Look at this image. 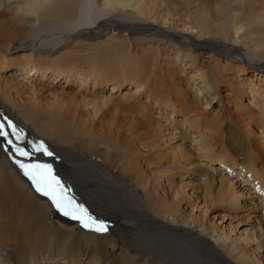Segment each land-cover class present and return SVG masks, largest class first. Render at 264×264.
I'll use <instances>...</instances> for the list:
<instances>
[{
    "label": "bare ground",
    "instance_id": "obj_1",
    "mask_svg": "<svg viewBox=\"0 0 264 264\" xmlns=\"http://www.w3.org/2000/svg\"><path fill=\"white\" fill-rule=\"evenodd\" d=\"M157 1L0 0V8L5 9L2 16H7L0 22V39L7 44L2 47L0 42L2 68L11 61L7 54L12 45L26 35L27 40L36 44L22 49L24 54L15 58L22 68L30 69L23 71V85L30 83L33 88L35 83L30 80L34 76L49 82L61 76L68 82L77 78L83 80L84 86L91 82L93 88L78 106L68 107L72 113L64 110L66 106L57 110L54 107L47 112L49 115L36 108L22 112L16 108L3 110L1 106L6 104L2 100L0 119L8 118V113L15 111L24 120L20 121L24 125L29 115V120L34 123H26L34 130L15 123L24 129L26 138L40 141L43 137L50 151L67 157L66 161L61 157L57 160L59 155L54 154L55 157L47 159L48 162L42 160L40 163L52 165L53 173L68 194L79 190L82 197L92 198L93 203L84 202V208L93 217L106 222L108 228L104 233L85 230L77 221L54 208L52 215L45 200L40 198L47 218L36 211L42 220L33 219L32 229H27L29 224L24 226L23 236L32 243L36 238V242L40 241L39 237L45 238L48 228L64 231L66 235L70 232L74 238L70 242L73 248H67L65 252L51 249L53 243L58 246L62 241L52 231L44 240L51 249L49 253L40 246L21 249V234L6 225L20 224L28 214L26 205L35 209L41 205L36 203L32 193L35 188L28 178L23 177L22 170L11 169L13 166L7 161L0 139V264H39L40 261L41 264H96L101 259L103 264H260L256 258L252 260L246 245L241 247L230 241L231 235L218 231L213 225L205 227L201 216H186L182 203L187 200L190 205L194 204L193 196L196 195V199L203 200L206 210L211 206L226 211L242 207L246 188L230 178V172L242 177V182L252 184L264 197V137L261 133L264 127V64L255 58L264 50V29L263 32L252 29H256L254 25L264 24V3L256 7L252 0H242L240 8L232 9L231 3L239 0H194L202 4L198 11H193L202 21L194 18L192 11L188 13V19L193 17L195 23L193 20V25L183 21L182 26L187 35H195L182 42L171 37L175 41L173 46L177 56L164 59L169 66L166 68L158 62L162 56L159 50L164 43L161 40L143 43L144 38H134L138 41L131 49L132 38L128 37L129 40L125 35H106L107 38L100 39L78 32L71 37V42H66L73 31L95 26L100 19L107 17V13L114 15V12L123 15L120 17H123L124 24L131 27L125 26L123 31L136 28L148 31V21L157 20L155 15L152 16ZM6 2L9 4L4 5ZM71 10L70 18L63 22L66 18L63 15H68ZM45 16L60 19L52 24L39 22ZM159 18L164 23L170 21L163 13ZM205 39L217 42L202 43ZM224 40L231 44H220ZM20 43V47L27 45L26 42ZM40 46H44L41 55L35 49ZM242 46L251 52L243 54L239 49ZM65 56L70 59H63ZM66 60L80 64L84 69H71ZM227 71L250 74L249 79L239 83V93L229 98L228 103L222 98L220 88V81L225 76L223 72ZM127 82L134 87H122ZM110 83L109 95L108 91L102 94L100 91ZM99 86L102 89L95 91ZM141 89L146 92V100L137 94L132 95ZM190 89L195 92L192 98L188 94ZM120 91L121 96L118 95ZM243 93L250 96L244 99ZM208 94L213 97L208 99ZM215 99L218 107H210ZM111 102H115V109L109 107ZM151 102L166 108L165 115L171 126L166 127L171 130L167 137L169 143L165 139L167 135L162 133L166 125L161 119L155 127L149 122ZM253 105L260 107L253 108ZM79 106L81 110L77 108ZM126 110L133 115L129 123L133 132L131 140L125 143L120 142L121 131L116 129L124 125V118L120 119L118 114ZM77 112L81 115H76ZM69 115H74L70 120L71 127L64 128L61 119ZM178 115L183 117L179 119ZM63 129L71 137V148L67 147V142H50L62 135ZM177 132L189 137L202 159H194L192 150L174 141ZM120 143L122 146L118 148ZM55 162L60 165L54 166ZM177 175L184 177L177 180ZM163 179L178 196L176 200L166 198V187L162 189L161 186ZM180 188L183 193L187 192L186 188H192L193 193L179 197ZM253 203L256 210L260 204L256 200ZM262 238V234L254 237L253 233L250 242L256 241L262 248ZM218 247L227 250L231 258H226ZM117 250L119 255H116Z\"/></svg>",
    "mask_w": 264,
    "mask_h": 264
},
{
    "label": "rangeland",
    "instance_id": "obj_2",
    "mask_svg": "<svg viewBox=\"0 0 264 264\" xmlns=\"http://www.w3.org/2000/svg\"><path fill=\"white\" fill-rule=\"evenodd\" d=\"M193 1L194 0H159V2L157 1L158 7L156 4L155 5L156 10H154V9L152 10V16L154 17V15H155L154 18H157V20L153 21L151 19L148 21L149 22L148 23L149 28H150V29H148V31H147V29L140 30L138 28H136L135 30L130 29L129 30L130 32L129 31L128 32L123 31L124 27L126 26L124 24L123 17H120L123 15L119 14V12L118 13L114 12V15L112 13H110V14L107 13V17L105 16V17H103L104 19H100L95 24V26L89 25L87 28H82L80 31H78V30L77 31L75 30L76 32L73 31V33L70 34L71 36L68 35L69 39H67L66 42H71L72 41L71 37L78 32H83L86 34L99 36L100 39L107 38L106 35H108V36L109 35L110 36L111 35H119V36H123V37L125 35L126 38H128V37L132 38L131 40L128 38L131 41V43H130L131 49L134 48L135 41H138V40H134V38H137V39L144 38V40L141 41L143 43H148V42L155 43L157 40H161V41H164L165 44L164 43L161 44V47H160L161 49L159 50V53L162 52L161 53L162 56L159 58L158 62H160V65L164 64L162 67L166 68V67H169L168 65H166L167 64L166 60L168 59V57L175 59L177 56L175 54L176 53L175 46H173V42H175V41H173L171 39V37L175 36V38H178V40L180 42H182V41H184V39H186L188 37L193 38L195 35V33L190 34V36H189V34L188 35L186 34L187 32L184 31L183 26H182L183 21L187 22L188 24L192 23L191 25H193L195 23L193 20V17L194 18L197 17L200 22L202 21V18L193 12V11H195V12L198 11L199 7L202 4H198V3H195ZM199 1H197V2H199ZM252 1L255 3V4L254 3L253 4L256 7H259L264 3V0H252ZM7 4H9V3L6 2L4 5H7ZM242 4H243L242 0H239L237 2H232L231 6H232V9H236V8H240V5H242ZM4 10H5L4 7L0 8V22L5 21L7 19L6 15L2 16ZM191 11L193 12V17H192V19H188V17H187L188 13H190ZM162 13L164 16L166 15L167 17H169V19H170L169 22L164 23L162 20H160L159 16H161ZM71 14H72V10L70 12H68V15L64 14L63 17L66 16V18H64L63 22H66L67 18L69 19ZM51 19H53V20L51 21ZM59 19H57V16H51V17L45 16V17L40 18L39 22L40 21H46L47 23L52 24V23H55ZM116 19L118 21H116ZM192 20L194 23L192 22ZM131 24H132V26H135V24H133V23H131ZM144 24H147V23H144ZM254 26H256V29L252 28L253 30H256L257 32L258 31L263 32L262 29H264V24H257ZM126 27L131 28L128 26H126ZM156 30H158V31H156ZM126 33H127V36H126ZM145 34H147V35H145ZM156 35H157V37H156ZM171 35H173V36H171ZM65 37H67V36H65ZM151 37H152V39H151ZM263 37H264V32H263ZM204 41L205 42L211 41V43L217 42V41L212 40V39H205L202 41V43H204ZM0 42H1L2 47H4V45H7L2 39H0ZM20 42H22V43L26 42L27 45L20 47L21 46ZM262 42H264V41H262ZM250 43L252 44V42H250ZM33 44H36V43H34L32 40H27L26 35H22L21 39L19 41H17L16 44L12 45L11 49L8 51V54H7L8 58H11L10 59L11 61H9V63H11V62H13V63H11V64L8 63L3 68L0 66V101L4 100V103L6 104V106H1V109L6 110L5 108H11V110H13V108H16V109H18V111L22 112L24 110H31V109L36 108V109L44 111L45 115H49V114H47V112L49 113L51 110H53L55 108H56V110L59 108L63 109L66 106L64 108V110L68 111V107L76 106L77 104H79V102L83 99L84 95L89 94L88 90H90V89L93 90L91 82H89L88 85L84 86L83 80H80L78 78L76 80L72 79L71 81L68 82L64 77L60 76L58 79L53 80L52 82H49L47 80L41 79L40 76H38V77L34 76L30 80V82L35 83L33 88L30 86L31 85L30 83H28V85H26V86L22 84L23 83V81H22L23 77H25L24 72L29 71L30 69L26 70V69L22 68L21 63H16L17 60L15 58L17 56H19L20 54H24L25 51H23L22 49H26L29 46L32 47ZM220 44L228 46L231 43L229 42V40H224ZM178 45H180V43ZM159 46H160V43H159ZM43 47L44 46H40L39 48H35L36 52L39 55L42 54L40 52V50L41 49L44 50ZM155 47H158V45H156ZM217 49H219V48H217ZM239 49L242 50L243 54H245L246 52H248V53L251 52V51H249L251 49L246 50L243 46L240 47ZM259 53H261V55H255V58L258 62H260L261 64H264V50L263 51L261 50ZM162 57H163V59H162ZM13 59H15L16 61ZM17 59H19V57ZM63 59H70V58L68 56H65ZM164 59H166V60H164ZM66 61H67L66 63L70 62L68 65L71 69H75V70L76 69L79 70V68L84 69V66H81L80 64H77L75 62L73 63L72 60H66ZM14 62H15V64H14ZM71 64H72V66H71ZM175 66L178 68V64ZM179 69L180 68H178V70ZM236 69L238 71H240L239 68H236ZM238 71L237 72L227 71L226 73L223 72L225 74V76L220 81V88H221L222 98L226 99V103L229 102V98H232L234 95L239 93L240 90L238 88L241 87V85L239 83L245 82L250 77V74H247V73H245V74L242 73L241 75H239ZM188 73H190V72H188ZM174 79H175V77H174ZM110 85H111V83L108 84L106 86L107 88H104V89H102V87L99 86L95 89V91L102 89L100 91L102 94H106V92L108 91V95H109V93L112 89L111 88L109 90L108 87ZM129 85H130V83L127 82L122 87L128 88V89L134 87V85H132V86L131 85L129 86ZM129 92L131 93V91H129ZM188 92H189L188 93L189 96L192 98V96L194 95L195 92H193L191 89L188 90ZM136 94H137V96H142V99L146 100V98H145L146 92H144L143 89H141L138 92H135V94L132 93V95H136ZM118 95L119 96L122 95L121 91L118 93ZM243 96H244V99H247L250 96V94L248 95L247 93H243ZM212 97L213 96H210V94H208V99H211ZM109 105H110L109 107L111 109H115V102L114 103L111 102ZM151 105H152V107L149 110L150 111L149 122H152V125L155 127V125H157L156 122L160 121L159 119H161L162 122L161 121L160 122L164 126L166 125L165 127H163V132H162L165 135H167L165 137V139H166L167 137H169V133L171 132L170 129L166 130V127L169 125V122L167 121L165 111H164L166 108H164L163 106H158L153 102H151ZM49 106H51V107H49ZM210 107H218V100L215 99L214 102L211 103ZM252 107L253 108L254 107L259 108L260 106L253 105ZM77 108H80V110H81L80 106ZM262 111L264 113V104L262 106ZM68 112H70V111H68ZM70 113H72V112H70ZM76 115H81V112H77ZM7 116L14 123H20L21 127H23L24 129L34 130L32 128V126L28 124V123H34L32 120H29V115L27 116V119L25 120L24 125L21 124V122H20V121H24V120L20 116H18V114L15 111H13L11 113L9 112ZM31 116H33V115H31ZM73 116L69 115L65 119H63V118L61 119V123L65 124L64 128L71 127L70 120L72 119ZM118 116L120 117V119L124 118V125H120L119 127H117L118 129H116V130L121 131V132H119L120 133V137H119L120 142H121V140H123L126 143L127 141L131 140L130 135L133 131H132V127H129V123H131V119H132L133 115L130 114L126 110L125 112L118 114ZM182 117H183L182 115H178L179 119ZM38 121L39 120L37 119V122ZM26 122H28V123H26ZM37 122H36V124H37ZM136 124L134 125L135 127H136ZM148 126H149V124H148ZM168 127H171V126L169 125ZM146 128H147V126L145 127V129ZM148 128H150V126ZM261 133H262V136L264 137V127L262 128ZM175 136L177 139L175 138ZM0 139L2 141V145H4L3 139L2 138H0ZM40 139L44 140L43 137L42 138L40 137ZM53 139L54 140L50 141V142H57L60 144H65L64 142H67L68 143V144H66L67 147L71 148V137L69 136L68 132L64 131V129L62 130V135H57ZM174 139H175L174 141H176L177 143L178 142L180 144L183 143V145L186 147V149H190V151L192 150L191 154L192 155L194 154V159H202L203 158V157H200V155H199L200 153L197 150H195V148H193V142L191 140H189V137L187 138L184 134H180V132H177V134L174 135ZM27 140H29V139H27ZM166 140H168V138ZM169 141L170 140H168L167 143H169ZM174 141H173V143H174ZM23 145L26 146L25 148L27 150L31 151V148L27 147L28 145L26 142ZM121 146H122V144L120 143L118 148ZM127 149L128 148L126 146V150ZM3 151L8 156L7 161H9L11 166H13L11 169L12 170L15 169L16 172H18V171L21 172L18 165L14 163L13 156L10 155L9 152L5 151L4 146H3ZM52 152L56 155H59L58 158H56L57 160H60V157L64 161L67 160V157L65 155L62 156V155H60V153H55L54 151H52ZM41 154H43V153H35L32 157L21 158V159H23L25 163L40 162L42 160L43 161L46 160L48 162L47 159L51 160L52 158L55 157V155H53V156L43 155L42 156ZM53 164H54V166L60 165V164H58V162H55ZM225 172L226 171H224L223 173H225ZM228 174L231 175L230 178H232L234 181L236 180V182L240 183V185H242V187L246 188L245 190H246L247 194L244 195L242 197V200H241L242 203H244L243 206L241 205L242 207L237 208L234 211H231V210L226 211L223 209H219L217 207L215 208V206H213V207L211 206V208L209 207V210H206V205L203 203V200L201 198L196 199L197 196L194 195L193 201H195V203H197V204L194 203V204L190 205L189 203H187V200H185L186 203L185 202L182 203V211L184 212V214L186 216H189L192 214L198 215L197 218L199 216H201L200 220L202 221V223L204 222L205 227H207L208 225L209 226L213 225V227L215 226L218 231H223L226 234L231 235V238L229 239L230 241H234V243H236L238 246H241V247L243 245H246L247 246V252L251 256L252 260H254L256 258L255 260L259 261L260 264H264V247L259 248L258 245L256 244V241L252 242V243L250 242L251 241L250 236H253V233H254V237H256V235L258 236L259 233L262 234V236H263L262 240L264 239V219H263V217H264V197H261V193L259 191L255 190V188H253L252 184L242 182V179H243L242 177H237L231 172ZM22 175H23V171H22ZM23 177L27 178L24 175H23ZM181 177H184V175H181V176L177 175L176 179L179 180V178H181ZM198 180H200V178ZM28 182H30V181H28ZM162 182H163L161 185L162 189H164L166 187V189H165V192H167L165 195L166 198H168L169 200H174V199L176 200L178 198V196H175L173 191L170 190V188L168 187V185H169L168 182L166 180L164 181V179L162 180ZM186 182H187V180H186ZM183 183H185V181H183ZM179 185L177 187H180ZM29 186L32 189L31 185H29ZM161 191L163 193L164 190H161ZM179 191L181 192L179 197L187 196L188 194L193 193L192 188H188V189L186 188L187 192H185V193H183V190L181 188L179 189ZM79 192H81V191L78 190V192L71 194V195L67 193V195L72 196V198H74V200L77 203L82 204V205L84 204V202L93 203L92 198L82 197ZM32 193L36 197V203L37 202L40 203L41 207L38 209H35L30 204L28 206L26 205L28 214H26L21 219V223L20 224L12 223V224L6 225L7 228L14 230L15 232H19L21 234L19 247L21 249H23V247H27L28 249L30 247H33L34 249H37L38 246H40L43 249V251H48L47 253H49L51 249H56V250H60V251L64 250V252H65V250H67V248H70V247L73 248V245H70V242L73 241L72 239H74V238L70 232L68 235H66V233H64V231H57V230L48 228L45 231V234H46L45 238L39 237L40 241H38V242H36L37 241V238H36L35 241H32V243H29L27 241V238L25 236H23V234L25 233L24 232L25 231L24 226H27L29 224L27 229H32L31 228V226H32L31 221L33 219H36V220L41 219L36 214V211H40L47 218V212L45 209V205H44L43 201H40L41 199L45 200L47 208L52 212V215H54L53 209H52L51 205L49 204L47 198H44V197L37 195L33 189H32ZM259 196H260V198H259ZM254 200L258 201V203L260 204V206L256 210L253 208L254 207V203H253ZM11 220H13V218H10V221ZM69 222H71V221H69ZM32 227H34V226H32ZM74 230H76V232H77V227L75 224H74ZM52 231H53L54 235H56L59 238H62V241L60 244H58V246H57V243H53L51 245V249H48L49 247L45 243L44 240L47 239V236H50V232H52ZM26 233H27V231H26ZM255 233H256V235H255ZM34 238H35V236H34ZM210 240L214 241L213 238H210ZM218 248L220 249L221 247H218ZM110 251H111V249H110ZM220 251L222 252V254L226 258H229V259L231 258L230 254L227 252V250H223V249L221 250L220 249ZM119 254H120V251L117 250L116 255H119ZM38 263L41 264V261ZM56 264H58V263H56ZM68 264H71V263L68 262ZM96 264H103L102 259L100 260V262H98Z\"/></svg>",
    "mask_w": 264,
    "mask_h": 264
},
{
    "label": "snow or ice",
    "instance_id": "obj_3",
    "mask_svg": "<svg viewBox=\"0 0 264 264\" xmlns=\"http://www.w3.org/2000/svg\"><path fill=\"white\" fill-rule=\"evenodd\" d=\"M0 138L4 141L5 151L13 156V161L23 171V175L30 181L35 191L48 198L51 207L66 217L75 220L89 231L104 233L108 230L106 222L93 217L82 204L67 195V191L60 180L53 173L52 165L40 162L25 163L21 158L32 157L35 153L53 156L43 140H27L24 129L18 127L11 119H0ZM27 143L31 151L22 145Z\"/></svg>",
    "mask_w": 264,
    "mask_h": 264
}]
</instances>
